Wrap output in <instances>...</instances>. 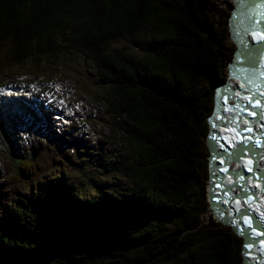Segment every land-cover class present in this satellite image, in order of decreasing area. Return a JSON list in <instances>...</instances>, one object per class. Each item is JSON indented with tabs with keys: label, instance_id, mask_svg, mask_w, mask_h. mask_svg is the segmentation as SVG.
<instances>
[{
	"label": "trees",
	"instance_id": "16d2710c",
	"mask_svg": "<svg viewBox=\"0 0 264 264\" xmlns=\"http://www.w3.org/2000/svg\"><path fill=\"white\" fill-rule=\"evenodd\" d=\"M217 12L211 0H0V81L90 62L111 93L96 97L129 143L86 153L72 179L40 173L38 185L17 159L29 187L0 207V264H241V239L204 220L208 166L199 180L201 92L223 60ZM121 38L133 45L110 48ZM99 170L117 181L102 184Z\"/></svg>",
	"mask_w": 264,
	"mask_h": 264
},
{
	"label": "rangeland",
	"instance_id": "374dc122",
	"mask_svg": "<svg viewBox=\"0 0 264 264\" xmlns=\"http://www.w3.org/2000/svg\"><path fill=\"white\" fill-rule=\"evenodd\" d=\"M211 1L215 6L216 11H218L217 13L220 16L221 28H223L224 32L223 35L217 37V41H220H218L222 49L220 55L223 59L218 64L219 70L217 72L215 71L216 76L219 77V83L228 74L227 62L230 60L234 49L229 30L227 29V33L225 31V20H227V17L230 14V9L233 7L234 1ZM216 21H218V18H215V22ZM216 31L218 30L216 29ZM147 34L148 30H145V32L142 33V36L144 37ZM132 45V40L121 38L117 41L111 42L110 48H124V46L131 47ZM132 50L135 51V53H138L136 48ZM227 57L229 58L227 59ZM68 65L71 66L72 71L63 73L61 76H56L54 73L45 76L43 75L44 71L37 75L27 74V78L38 81L35 86H28L29 89L39 88L42 89L41 92L44 90L49 91V95L42 94V98L45 99L51 94L58 93L55 85L52 84V81L60 80V86H58V88L62 87L65 91V98L70 100V109L75 110V115L73 116L74 119L69 122L70 125H61L62 123L64 124L62 121L63 118H59V113L57 114L56 112H53L54 110H51L52 106H59L61 107V110L66 109V106L61 104L62 97L59 96L57 102L45 106L47 110H51L48 115L50 126L43 125L38 119V124L33 125L34 121H30V126L20 127V132L14 136L15 139L4 135L0 136V207L8 206V203L14 196L27 190L26 188L29 187L28 183L23 182L27 180V178L22 177L21 174L17 172L18 167L15 166V162L19 155L23 156V158L30 157L32 160V166L30 168L38 165L39 169L37 170L39 173H44L47 178L60 174L59 172L64 169L67 171L68 177L72 179L71 174L74 177L77 174V167L75 164L79 162V158L87 156L85 153H95V155L108 156L113 148H117L118 146L125 148L129 144L124 132L115 126L113 117L110 119V114L106 111L107 109L105 108L106 104L104 101L99 100L98 97H96L111 96L108 88L101 85L99 80V75H101V73L96 69V66L87 64L83 60ZM19 71V69L6 71L2 77L3 82L13 84V82L24 80L25 78H18L17 75ZM215 85L206 86L201 92V104H207L210 106V110L207 113H202V115H200V118L203 120L202 126L205 138L208 129L204 117L212 110V92ZM20 87L23 88L21 85L19 88ZM76 109H78V112H76ZM67 118L68 117L65 118V121ZM26 128L27 130H25ZM15 130L17 131L16 127ZM46 135H51L52 138L47 139ZM78 151H82V153L79 154ZM200 151L198 161L202 167V171L199 180L201 182H207L209 150L204 141L201 143ZM65 157L69 158L72 163L69 164L67 162L66 165L62 166L59 162H56V160L63 158L67 160ZM110 172L114 171L110 170ZM110 172L102 173L99 170L97 177L101 180L102 184L108 182L112 185L113 180L117 181V175L119 173L114 174ZM34 176V184H40L42 175L40 174V178L38 177V174ZM79 182L80 183L77 184L75 189L81 186L83 187L81 188V190H83L81 192L87 191L90 195L91 193L95 194V191H92L86 183L82 184L81 181ZM126 186H128V183ZM207 200L209 201V198H207ZM203 216L205 222H208L210 218L211 220H215V223L219 222L222 225V227H220L221 232H226V236H231V233L234 232L229 225L223 224L214 217L210 205L208 211L204 213ZM233 234H235V236L237 235L236 232Z\"/></svg>",
	"mask_w": 264,
	"mask_h": 264
},
{
	"label": "bare ground",
	"instance_id": "6f19581e",
	"mask_svg": "<svg viewBox=\"0 0 264 264\" xmlns=\"http://www.w3.org/2000/svg\"><path fill=\"white\" fill-rule=\"evenodd\" d=\"M233 1H234V5H233V7L231 6L232 8L230 9V14L228 15L227 19H231L232 16L235 14L233 10H236L237 22L239 24L240 18L245 13V11H252V8L250 7L251 3L247 2L246 0H233ZM248 1H251V0H248ZM263 3H264V0H255L253 7L256 8L259 11V13H264ZM258 25H259V20L257 21L254 28L256 29L258 27ZM230 29H231V27H230ZM236 31H237V34L239 37H241V38L244 37V34L241 31L240 27H239V29L237 28ZM252 42L255 46H262V44H263V42H260L259 40L255 39V38L252 39ZM232 43L234 45V49L232 51V56H231L230 60L227 62V67H228L227 73L228 74L220 83H217L214 86V89L218 90V89H220L219 86L224 84L222 87V90H230L228 88V84H229L228 79L232 73V76L234 78H236L237 80L247 79L249 81L257 82L259 84V86H261L263 91H264V86L262 85L260 80H258L256 77L257 72L254 70L253 67L250 68L251 62L258 61V58L255 56V54L253 52L254 48H249L247 50H243L238 45V44H241L240 41H235L233 38H232ZM243 59H246V61H245L246 67H244L245 70L238 69L237 63L234 64V62L236 60L238 62V61L243 60ZM75 63H78V62H75V61L69 62V64H75ZM87 64H90L93 66V64H91L90 62H88ZM96 69H98V68L96 67ZM19 72L21 74H31V72L28 70H25V71L20 70ZM3 75H2V77H3ZM2 77H1V79H2ZM100 79H101V77L99 78V80ZM1 82H3V80H1L0 83ZM4 83H8V82H4ZM17 86H18V84L15 83L13 89L18 90V89H15ZM19 89H21V87ZM35 89L38 92L37 91L32 92L30 96H26L27 94L23 93V94H21V96L12 97L13 94H10L9 92L5 96H2L4 98L0 101V103L2 105L0 108V112H1L0 117L2 119V120L0 119L1 120L0 121V136L4 135L6 137L15 139L14 136H16V134L20 132L19 128L24 127V126L27 127L29 121H34V123H33V125H34V124H38V122L40 120L43 125L50 126L49 116L46 114L45 111H43V109H41V105H42L43 101L38 100V95L40 94L42 89H39V88H35ZM26 90L27 89H25V91ZM43 92L46 94H49V91H47V90H44ZM237 92L239 95L237 97H235L234 99L228 98V96L222 94L223 93L222 91L218 92L216 94V98L214 96V101H213L212 110H215L214 115H216V117L218 118V119H216L214 117L215 121H217L218 123L225 124L227 122V119H235L234 120V126H236V127L231 125L230 131L232 128H235V129L244 128V130L251 128L255 122H260L261 119L264 117V100H262L260 103V105H261L260 112L256 113V110H254L253 108L249 109L248 107H244V104L246 102H248L247 100L244 99V97L247 96L246 91L238 89ZM100 97H103V99L106 98L105 96H100ZM255 97L257 100L258 96H255ZM102 101H104V100H102ZM252 101L255 102V99L253 97H252ZM234 103L236 105L237 104L240 105L241 111H239V112L228 111V115H223L220 112L216 111V107H223L224 108L225 105L227 106V109H233ZM226 106H225V109H226ZM51 109L58 112V110H61V107L52 106ZM249 111L255 112L256 115L255 116L249 115ZM63 116H64V114H61L62 118H63ZM236 117H239V119H236ZM207 121H208V130L206 133V144H207L208 150L218 151L219 155L223 159H225L229 156V154H228L229 151H236L238 149V147H241V148L244 147L243 145H239V146L236 145L229 137L226 136V133L224 131L222 134L223 141H220L219 132H217V136H215L213 138V140H209L208 138L213 133V130H215L217 127H216V122H214L211 119L210 113L207 115ZM244 121H247V123L245 124ZM11 125H12V127H11ZM15 127L17 128V131L15 130ZM25 130H27V128ZM230 131H228V133ZM46 138L50 139V138H52V136L46 135ZM252 141H251V143L254 144ZM225 150H227V151H225ZM87 156H84V157L87 158ZM257 156L264 157L263 154H257ZM214 159L215 158H213V159L211 158L210 153H209L208 154V168L213 164H217L222 169L223 168L222 164H220L218 161H214ZM56 162H60V161L56 160ZM253 166H254V163L252 162L249 165L244 166V167L246 169H249ZM32 169L33 170L39 169V166L36 165ZM237 170H235L234 172H236ZM234 172H232V171L228 172L227 178L229 177L232 185H238L239 182L237 181V177H236V174H234ZM208 173H209L208 185H211L214 189H216V191H214L215 195L221 196L223 193L221 192V190L218 187H216V185L214 183L210 182V178H212V177H224L223 172L220 171L217 173H211L208 169ZM253 183L255 186L254 181H253ZM253 190H254V193H250L249 195L250 196L254 195L253 198H260L261 197L260 191L257 190L255 187ZM223 191L224 192H231L232 190L228 189L227 191L226 190H223ZM207 197L209 198V205L211 207V211H212L213 215H214V211L216 209H220V213L222 212V217L225 219L224 221L221 220L220 222H222L225 225H229V227H231L234 230V232H236L238 237L241 239V250H240L241 251V264H258L253 259L257 258L255 256V252L257 254L258 253L264 254V243H262V241H264V235H259L257 233L255 235L253 234L251 236L250 231L248 229L245 230L243 233L239 234L236 231L237 226H239L238 221H236V220H233V222L230 221L231 218L233 217L234 213L233 212L227 213V211H226L230 208H233L236 203L235 202H233V203L224 202V204H222V205L221 204L217 205L215 203L216 197H211V196H207ZM223 209L225 211H223ZM252 210H256L257 214L259 215L257 217L261 219L262 215H261V213L259 214V208L253 207ZM225 216H228L229 218L226 219ZM214 217H215V215H214ZM239 222H241V221H239ZM257 235H258V238L253 243H251L252 238L253 239L256 238L255 236H257ZM250 236H251V238H250ZM246 245H251V247H246ZM253 246H254V248H253ZM262 263L264 264V262H262Z\"/></svg>",
	"mask_w": 264,
	"mask_h": 264
},
{
	"label": "snow or ice",
	"instance_id": "6c2138e0",
	"mask_svg": "<svg viewBox=\"0 0 264 264\" xmlns=\"http://www.w3.org/2000/svg\"><path fill=\"white\" fill-rule=\"evenodd\" d=\"M253 37H254V38H257V39H260V40H264V32L253 33ZM262 75H264V74H262ZM238 95H239V94H238ZM244 99L247 100L249 103L252 102V97H251V96H246V97H244ZM260 103H261V102H260L259 100H256L254 106H260ZM245 110H246V109H245ZM225 111H236V112H239V111H241V108H240V105L237 104V105L235 106V108H233V109H227V108H226ZM249 115L255 116L256 113L253 112V111H249ZM236 119H239V117H236ZM244 123L246 124L247 121H244ZM246 130H247V131H251L250 128H248V129H246ZM249 163H250V161H249ZM224 171H227V169H224ZM248 171H252V169L249 168ZM235 203L238 205V204H239V201H235ZM241 219L243 220V223H244V224H246V225H248L249 227H251L252 220H251L248 216H243V217H241ZM260 235H264V233H260ZM262 243H264V241H262ZM246 247H251V245H246Z\"/></svg>",
	"mask_w": 264,
	"mask_h": 264
},
{
	"label": "water",
	"instance_id": "95a60500",
	"mask_svg": "<svg viewBox=\"0 0 264 264\" xmlns=\"http://www.w3.org/2000/svg\"><path fill=\"white\" fill-rule=\"evenodd\" d=\"M247 2H250L251 3V1H248V0H246ZM254 1L255 0H252V4L254 3ZM252 6V5H251ZM250 6V7H251ZM235 13H236V10L234 11ZM226 106V105H225ZM224 106V107H225ZM226 108H227V106H226ZM220 110L221 111H224V110H222V108H220ZM241 129V128H240ZM256 129V128H255ZM244 132H245V135L243 136L244 138L246 137V136H248L250 139H252L253 141V143H255V146L254 147H256L257 148V150L258 149H260L262 146H263V141H259V139H256L254 136H253V132H254V130H252L251 129V131H246V130H244V128L242 129ZM217 136V135H216ZM222 140V139H221ZM244 146V145H243ZM260 146V147H259ZM257 150H255V151H257ZM253 153H254V151L253 150H251ZM260 154H262V152L260 153ZM263 156H264V154H263ZM261 160H264V157L261 159ZM261 160H259V162H263V161H261ZM241 169V168H240ZM242 171V170H241ZM236 177H237V179H239V176H237L236 175ZM228 179H229V177H228ZM223 181V180H222ZM224 182H225V180H224ZM213 191H216V189H213ZM215 212V211H214ZM215 215V217H216V219L217 220H219V221H224L225 219L222 217V213H220V212H218L217 214L215 213L214 214ZM226 223V222H225ZM239 233H243V232H239Z\"/></svg>",
	"mask_w": 264,
	"mask_h": 264
},
{
	"label": "flooded vegetation",
	"instance_id": "af4514ba",
	"mask_svg": "<svg viewBox=\"0 0 264 264\" xmlns=\"http://www.w3.org/2000/svg\"><path fill=\"white\" fill-rule=\"evenodd\" d=\"M228 28H229V32H230V27L228 26Z\"/></svg>",
	"mask_w": 264,
	"mask_h": 264
}]
</instances>
